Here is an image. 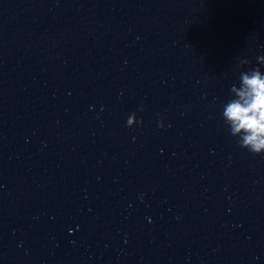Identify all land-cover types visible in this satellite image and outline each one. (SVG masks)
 Masks as SVG:
<instances>
[{"label":"water","instance_id":"obj_1","mask_svg":"<svg viewBox=\"0 0 264 264\" xmlns=\"http://www.w3.org/2000/svg\"><path fill=\"white\" fill-rule=\"evenodd\" d=\"M258 55L264 0H0V264H264Z\"/></svg>","mask_w":264,"mask_h":264},{"label":"clouds","instance_id":"obj_2","mask_svg":"<svg viewBox=\"0 0 264 264\" xmlns=\"http://www.w3.org/2000/svg\"><path fill=\"white\" fill-rule=\"evenodd\" d=\"M256 61L247 67L251 61L238 58L239 75L229 87L228 98L220 105L219 116L240 147L259 155L264 154V55H258ZM134 123H137L135 113L129 114L126 126Z\"/></svg>","mask_w":264,"mask_h":264}]
</instances>
